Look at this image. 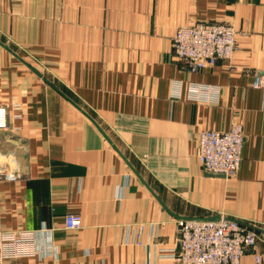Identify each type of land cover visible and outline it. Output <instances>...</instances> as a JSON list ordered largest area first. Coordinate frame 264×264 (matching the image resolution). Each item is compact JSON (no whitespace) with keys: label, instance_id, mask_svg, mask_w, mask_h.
Here are the masks:
<instances>
[{"label":"crops","instance_id":"1","mask_svg":"<svg viewBox=\"0 0 264 264\" xmlns=\"http://www.w3.org/2000/svg\"><path fill=\"white\" fill-rule=\"evenodd\" d=\"M196 22L236 28L231 59L174 55ZM263 70L264 0H0V231L36 246L2 264H176L178 216L256 228L264 261ZM235 122L240 168L212 174L195 133Z\"/></svg>","mask_w":264,"mask_h":264},{"label":"built area","instance_id":"2","mask_svg":"<svg viewBox=\"0 0 264 264\" xmlns=\"http://www.w3.org/2000/svg\"><path fill=\"white\" fill-rule=\"evenodd\" d=\"M237 30L224 22H196L179 27L172 37L174 55L190 71H198L220 60H229L237 49ZM252 86L264 92V70L254 76ZM8 122V106L0 103V127ZM197 155L203 167L215 174L234 176L242 160L245 133L240 122L229 130L202 129L195 133ZM14 177V174H4ZM82 216L70 212L64 217V227L78 230ZM144 229L140 225L139 230ZM258 238L254 228L232 218L181 219L177 247L171 258L176 264H241L243 256L253 248ZM36 246L29 232L0 231V264L5 259L34 255ZM256 264H264L255 254Z\"/></svg>","mask_w":264,"mask_h":264},{"label":"water","instance_id":"3","mask_svg":"<svg viewBox=\"0 0 264 264\" xmlns=\"http://www.w3.org/2000/svg\"><path fill=\"white\" fill-rule=\"evenodd\" d=\"M212 174H215V173H212ZM217 175L224 176V174H217ZM178 217L181 218V219H187V218L180 217V216H178ZM220 218H221L220 216H212V217H209L208 219L216 220V219H220ZM254 229H256V228H254ZM257 230H261V229L257 228Z\"/></svg>","mask_w":264,"mask_h":264}]
</instances>
